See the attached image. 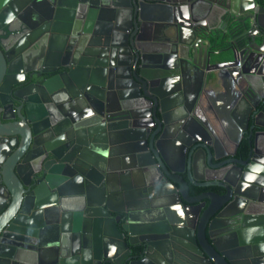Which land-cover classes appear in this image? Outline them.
Masks as SVG:
<instances>
[{
    "label": "water",
    "instance_id": "95a60500",
    "mask_svg": "<svg viewBox=\"0 0 264 264\" xmlns=\"http://www.w3.org/2000/svg\"><path fill=\"white\" fill-rule=\"evenodd\" d=\"M261 135L264 0H0V264H261Z\"/></svg>",
    "mask_w": 264,
    "mask_h": 264
},
{
    "label": "flooded vegetation",
    "instance_id": "af4514ba",
    "mask_svg": "<svg viewBox=\"0 0 264 264\" xmlns=\"http://www.w3.org/2000/svg\"><path fill=\"white\" fill-rule=\"evenodd\" d=\"M217 91H219V90H217ZM208 97L211 98L210 101L213 100V98H212L213 96L209 95ZM214 99H217V97H214ZM233 136H234L233 139L231 137H228V138L223 137L222 140H219L220 145H221V150L224 152V156L219 160H215L214 162L216 163L217 167H220L219 168L220 171H221V169H223V167L221 165V160H225V159H228L230 157H238L241 154L244 157L246 156L247 146L245 145V143L243 144L242 142H243V140L247 141V139L243 138V139L237 141V133L236 132H233ZM261 138L263 141L264 135H261ZM178 149H179V153H181L182 152L181 148L178 147ZM258 158L264 160V143H261L259 145ZM218 173L221 174V172H219V171H218ZM199 174H204V173H199ZM210 174H212V173H210ZM205 182H215V183L212 185L206 186V185H202V183H204L203 181L194 180V183L189 184V192L191 194V197L196 199L199 196H201L202 194H204L205 192H207L208 190L209 191H216L219 193H225V192L227 193V190H226L227 188L220 185L219 180L205 181ZM195 183H197V184H195ZM226 195H228V193ZM128 199H130V198H128ZM219 205L220 204H213V206L210 208V211L207 212L203 217L200 215V206L193 208V213L190 216L184 214L183 212H180L178 209L174 210L175 212H174V215H172V216H173L174 221L177 222V232L180 234H183V235H190L191 236V235H193L195 230L198 229V231H200V235H201L203 233V229L206 227V224H208L211 221V219L213 217H215L214 215H211V213L215 209H217ZM239 206L241 207V204H239L237 207L231 208L229 212H232L235 209H238ZM244 208L249 209L251 211V215H253L252 217L249 218V220H251V221H255V220H258L260 218V216H257V215H259L258 212H262L264 214V207H260L257 204H247ZM227 212H224V213H227ZM224 213L218 217H215V220L213 221L216 232H220V230H223L224 228H226L227 224L230 222V219H227V217L224 216L225 215ZM163 227L169 228V225L163 224ZM164 234H166V236H164V238H161V242L166 243L165 244V246H166L168 244V242L170 241V239L165 238L168 235V230H166ZM124 257H125V251L119 253V255L117 256V263L122 264L123 261L125 260ZM163 264H169V263L166 261V262H163ZM261 264H264V259L261 260Z\"/></svg>",
    "mask_w": 264,
    "mask_h": 264
},
{
    "label": "trees",
    "instance_id": "16d2710c",
    "mask_svg": "<svg viewBox=\"0 0 264 264\" xmlns=\"http://www.w3.org/2000/svg\"><path fill=\"white\" fill-rule=\"evenodd\" d=\"M243 144L245 143V145L247 146V141L246 140H243V142H242Z\"/></svg>",
    "mask_w": 264,
    "mask_h": 264
}]
</instances>
